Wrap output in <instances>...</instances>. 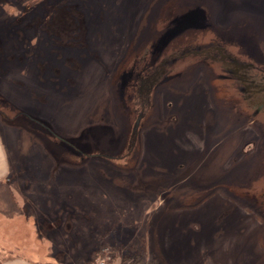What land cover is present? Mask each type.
Wrapping results in <instances>:
<instances>
[{"label":"rangeland","instance_id":"374dc122","mask_svg":"<svg viewBox=\"0 0 264 264\" xmlns=\"http://www.w3.org/2000/svg\"><path fill=\"white\" fill-rule=\"evenodd\" d=\"M192 8L204 29L164 55L233 40L264 71V0H0L3 242L84 264L105 250L130 264H264V114L225 109L241 93L220 65H172L127 156L152 70L141 58Z\"/></svg>","mask_w":264,"mask_h":264},{"label":"water","instance_id":"95a60500","mask_svg":"<svg viewBox=\"0 0 264 264\" xmlns=\"http://www.w3.org/2000/svg\"><path fill=\"white\" fill-rule=\"evenodd\" d=\"M204 18L205 13L201 8H192L176 15L161 32L151 49L147 48L145 50L141 59L145 62L151 57L150 62L151 60L152 62L149 67L152 70L151 72H145V75L139 76L137 80L136 104L140 106V110L133 126L129 154L127 156L134 151L140 127L152 106V97L155 88L160 83L170 79L168 75L171 73L170 67L172 65L192 57L201 60L200 62L203 65H209V63L220 65L222 71L225 73V79L231 80V85L229 86L236 88L241 93V96L236 95L233 97V105L235 107L233 105L228 107V99L227 103H225V109L235 110L238 107L239 109H236V111L243 109L245 111L244 107L247 106L257 116L264 114V71L259 70L254 62L245 60L242 57V55H245L243 52L235 51L234 45L238 44L237 42L230 40L225 42V45H215L212 42L203 43L164 55L166 49L179 36L190 30L195 29V31H199L204 29L202 23ZM240 45L242 46L243 42H240ZM134 76V70H132L127 74L126 81L129 79L132 81ZM23 116L25 115L23 114ZM6 117L9 118L8 116ZM61 141L64 144L72 146L66 140L61 139ZM98 156L119 160V158L107 154H100Z\"/></svg>","mask_w":264,"mask_h":264},{"label":"crops","instance_id":"0c3cea01","mask_svg":"<svg viewBox=\"0 0 264 264\" xmlns=\"http://www.w3.org/2000/svg\"><path fill=\"white\" fill-rule=\"evenodd\" d=\"M1 213L4 214V212L0 211V215ZM17 214L21 216L20 213ZM15 218L17 217H13V218L11 217L9 219L14 220ZM38 249L39 248L17 246L15 244L7 245L6 242H3V238L1 237L0 264H84L83 262H79L75 259L74 260H70L69 258L58 259L57 256L53 255V253L42 254L41 251H39ZM50 251L51 250L49 249V252Z\"/></svg>","mask_w":264,"mask_h":264},{"label":"bare ground","instance_id":"6f19581e","mask_svg":"<svg viewBox=\"0 0 264 264\" xmlns=\"http://www.w3.org/2000/svg\"><path fill=\"white\" fill-rule=\"evenodd\" d=\"M97 72H98V74L100 75L101 74V72L98 70V68L96 67V66H92V67H90V71H89V73L92 75V74H94V76H93V79L95 80L96 79V77H99L98 75H97ZM90 77V76H89ZM91 103V100H90V98L88 97L87 98V100H85L84 102H83V104L82 105H80L81 107H84V108H86L89 104ZM77 109L78 108H75V109H73L71 112H73V114H75V113H77L78 111H77ZM67 111H62L61 113H63L62 114V116L63 117H67V115H68V113H66ZM70 112V113H71ZM69 113V114H70ZM77 115V114H76ZM62 117V118H63ZM179 134H181V133H179ZM182 135V134H181ZM168 161H166V163L168 164V165H170L171 164V161H172V159H170V158H166ZM171 165H173V164H171ZM209 239V238H208ZM179 243H180V246H182L185 250H187L188 249V244L187 243H185V241H183V240H179ZM207 243V242H206ZM191 253V252H190ZM191 255V254H190ZM177 256V255H176ZM175 256V258L177 259V260H179L177 257H181L182 255H180L179 253H178V256L176 257Z\"/></svg>","mask_w":264,"mask_h":264},{"label":"trees","instance_id":"16d2710c","mask_svg":"<svg viewBox=\"0 0 264 264\" xmlns=\"http://www.w3.org/2000/svg\"><path fill=\"white\" fill-rule=\"evenodd\" d=\"M98 259H106V260H108L107 264H130V262H129L128 259H125L124 258L123 260L122 259L119 260L116 257V255L112 251H110V250H105V251L101 252L100 254H98L94 258L95 262L94 263L92 262L90 264H96V261ZM0 262H1V260H0Z\"/></svg>","mask_w":264,"mask_h":264},{"label":"built area","instance_id":"2783aa9c","mask_svg":"<svg viewBox=\"0 0 264 264\" xmlns=\"http://www.w3.org/2000/svg\"><path fill=\"white\" fill-rule=\"evenodd\" d=\"M107 262H108V260H106V259H98L96 261V264H107Z\"/></svg>","mask_w":264,"mask_h":264}]
</instances>
